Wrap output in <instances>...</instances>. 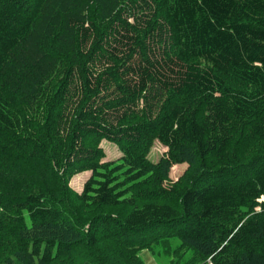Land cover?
<instances>
[{"label": "trees", "instance_id": "obj_1", "mask_svg": "<svg viewBox=\"0 0 264 264\" xmlns=\"http://www.w3.org/2000/svg\"><path fill=\"white\" fill-rule=\"evenodd\" d=\"M143 249L264 264V0H0V264Z\"/></svg>", "mask_w": 264, "mask_h": 264}, {"label": "rangeland", "instance_id": "obj_2", "mask_svg": "<svg viewBox=\"0 0 264 264\" xmlns=\"http://www.w3.org/2000/svg\"><path fill=\"white\" fill-rule=\"evenodd\" d=\"M102 147L105 150V157L106 158H116L121 152L119 151L118 146L107 139H102L101 143ZM165 146L161 143L155 142L152 146L153 156L156 157L162 150H165ZM186 163L181 164H175L172 166L170 170V176L171 177H177L185 168ZM89 175V171H82L77 174H75L71 180L70 185L75 190H81L82 183L86 179V177ZM145 259L146 264H160V261L158 258L153 256L148 250H141L140 252Z\"/></svg>", "mask_w": 264, "mask_h": 264}]
</instances>
